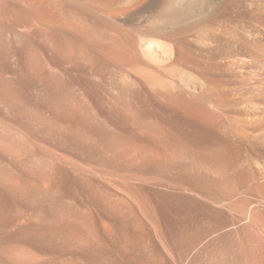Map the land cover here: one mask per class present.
Instances as JSON below:
<instances>
[{"label":"bare ground","instance_id":"1","mask_svg":"<svg viewBox=\"0 0 264 264\" xmlns=\"http://www.w3.org/2000/svg\"><path fill=\"white\" fill-rule=\"evenodd\" d=\"M220 1L0 0V264H191L235 218L216 264H264V215L220 210L231 128L264 163V0L228 40Z\"/></svg>","mask_w":264,"mask_h":264},{"label":"rangeland","instance_id":"2","mask_svg":"<svg viewBox=\"0 0 264 264\" xmlns=\"http://www.w3.org/2000/svg\"><path fill=\"white\" fill-rule=\"evenodd\" d=\"M256 1L257 0H222V1H220L219 2V4L218 5H215V6H213V9H212V5H206L207 6V11L209 12H207L208 13V26H209V30L211 29V28H213V29H219L220 30V28L223 30L224 28V32H226V39L228 38V39H233V38H235V37H239V35L241 34V32L242 33H246V30L249 28V30L252 28V27H254V25H255V27L256 26H259V24H258V21H256V19H255V16L253 15V14H255L256 13V11H255V6H254V4L256 3ZM249 4V5H248ZM217 6V7H216ZM254 6V7H253ZM214 7H215V9H214ZM209 10H212L211 12L209 11ZM254 10V11H253ZM213 12V13H212ZM250 14H252V16H254V17H251L250 18ZM238 18V19H237ZM254 18V19H253ZM245 19V20H244ZM250 19V20H249ZM252 19L254 20V21H252ZM230 20V21H229ZM247 20V21H246ZM251 22H253V23H255V24H253V23H251ZM234 23V24H233ZM257 23V24H256ZM229 24V25H228ZM252 24V25H251ZM213 27H212V26ZM217 25H218V27H217ZM252 26V27H251ZM217 27V28H216ZM224 27V28H223ZM229 27V28H228ZM233 27V28H232ZM237 27L239 28V29H237ZM246 27V28H245ZM248 31V30H247ZM212 30H211V32L209 31V35H211L212 34ZM229 32V33H228ZM237 32V33H236ZM233 33V34H232ZM229 34V35H228ZM227 39V40H228ZM233 128H235L234 127V125H231ZM234 131H235V129H233ZM231 136L233 137H231V141H235V142H237V143H241L240 145H242L243 146V148L242 149H240L239 151H235V150H232V149H230V151H228V149L225 151V153H224V155H225V162H226V164H227V166H228V164H229V168L231 169L232 167L234 168L235 166V170H236V173L237 174H239V175H241L240 177L242 178V179H244V181H245V179H247V173L250 175V177L249 178H251L252 180L250 181V179L247 181V183L246 182H242V183H240V185H239V189H238V193H237V191H236V194L235 193H233V194H231V193H228V194H224V196H225V198H224V196L222 195V198H221V200H222V204H226V205H231V207H233L234 206V208L233 209H228V208H220V210L222 211V213L224 214V215H226V216H230V215H233V213H234V215L235 216H237V215H239V213H241L240 215H244V214H246V215H251V216H258V214L259 215H264V177H262V175L264 176V171H262V170H264V163H262L263 161H261V159H260V157L258 156V155H256L254 152H252V150H251V147H250V149L248 148L250 145H247V144H250V143H248V142H245V141H242L237 135L235 136V135H233V134H236V133H233V131H232V128H231ZM236 138H235V137ZM215 137V138H214ZM228 137V138H227ZM211 139V140H210ZM214 139V140H213ZM220 139H221V141H220ZM222 140L224 141V140H226V141H228V140H230V137L229 136H226V137H224V138H221L220 136H212V138L210 137L209 138V142H210V144H209V146L210 147H208V151H207V153L208 154H210L211 156H213L214 154H215V152H213L216 148H218V146H219V144H217V143H220V142H222ZM244 144V145H243ZM245 145H247L246 147L247 148H245ZM211 148V149H210ZM213 148H215V149H213ZM209 149H210V151H209ZM212 149H213V151H212ZM246 149V150H245ZM211 152V153H210ZM228 152V153H227ZM239 152H240V154H239ZM242 152V153H241ZM214 153V154H213ZM217 153V152H216ZM234 153H235V155H234ZM213 154V155H212ZM231 156H235L234 158H235V160H234V158L233 157H231ZM240 156V157H239ZM244 156V157H243ZM231 157V158H230ZM237 158V159H236ZM253 159H255V160H253ZM234 161V164H231V163H233V162H231V161ZM238 162V163H237ZM249 163V164H247V163ZM236 163V164H235ZM235 165V166H234ZM245 166H249V168L247 169V173H245V170L243 169ZM238 168H239V171H238ZM242 169V170H241ZM253 169L255 170V171H253ZM242 172H241V171ZM251 170H252V172H251ZM255 172V173H254ZM258 172V173H257ZM245 173V175H244V177L242 176V174H244ZM251 173L254 175H251ZM260 173V174H259ZM261 176V177H258V176ZM263 178V179H262ZM258 179V180H257ZM262 179V180H261ZM257 180V181H256ZM250 182V183H249ZM245 183V184H244ZM261 183V184H260ZM248 184V185H247ZM256 184V185H255ZM259 184V185H258ZM243 185V186H242ZM246 185V186H245ZM260 185H261V187H260ZM240 186H242V188L240 187ZM256 186H258L260 189H262L261 191H262V193H260V195L262 194V196L261 197H259V193H257L258 192V187H257V192H256ZM244 188V189H243ZM251 190V191H250ZM240 191H243V193H239ZM248 191V192H247ZM246 192V193H245ZM252 192V194H250ZM254 192V193H253ZM231 194V195H230ZM249 194V195H248ZM230 195V196H229ZM236 195V196H235ZM244 195V196H243ZM257 195H258V197H257ZM228 196V197H227ZM246 197V198H245ZM245 198V199H244ZM250 198V199H249ZM224 199H226V200H224ZM243 199H244V201H243ZM227 200H229V201H227ZM239 200L241 201V202H239ZM208 201V203H209V201L210 200H207ZM227 201V202H226ZM245 202H246V204H245ZM251 202V203H250ZM211 203V202H210ZM239 203H243L242 205H244V207H245V210H247L248 209V211H246L245 212V210L243 211H239V209H238V211L237 212H235L236 210V208H237V205L239 204ZM224 204V205H225ZM247 204H249V205H247ZM236 205V206H235ZM238 206H240V204L238 205ZM248 206V207H247ZM261 206V207H260ZM236 207V208H235ZM255 207V209H253ZM252 208V209H251ZM250 210V211H249ZM254 210V211H253ZM263 210V211H262ZM262 211V212H261ZM245 212V213H244ZM237 215H236V214ZM244 213V214H243ZM262 213V214H261ZM240 219V220H239ZM235 221H233L234 222V224L233 223H231V225L229 226L228 225V227L227 226H223V227H219V228H217V230H215V233L214 232H208V233H206L205 235H195L196 237H194V244L192 243V246H191V249H190V251H189V254H190V257L188 256L187 257V259H189V261L191 260V264H216V263H224V259H223V257L225 258V256H224V254H225V251H218L217 252V249H216V245H218L219 244V238L222 236V234L227 230V228H230V227H232V228H238L239 227V229H242V228H247V227H249V228H251V227H253V224L252 223H250V222H248V221H245L244 219H242V218H235L234 219ZM248 222V223H247ZM233 224V225H232ZM226 229V230H225ZM224 230V231H223ZM218 232V233H217ZM210 233V234H209ZM217 233V234H216ZM215 234V235H214ZM148 238H149V236H147ZM147 237L144 235L143 236V238H145V239H147ZM142 238V239H143ZM196 238V239H195ZM201 238V239H200ZM196 240V241H195ZM216 240V241H215ZM142 242V243H141ZM141 242H138V244H137V246H140V244H143V240L141 241ZM216 242V243H215ZM140 243V244H139ZM153 242H151V246H150V244H149V246H147L146 248L147 249H144L145 248V245L143 246V245H141V247H137V249H139V251L141 250L142 252H144L143 253V255L144 256H157L158 257V255H159V253L157 254V255H155L157 252H159L157 249H159L158 248V246H157V244L155 245V244H152ZM212 244V245H211ZM220 244H222V243H220ZM156 246V247H155ZM148 247H150L149 249H148ZM157 248V249H156ZM153 249V250H152ZM214 249H216V250H214ZM146 252H145V251ZM215 251V252H214ZM221 252V253H220ZM152 253V254H151ZM223 253V254H222ZM149 254V255H148ZM177 255V254H176ZM216 255H217V257H216ZM222 255V256H221ZM131 256H133V255H131ZM131 256H129V258L128 259H126V260H130V261H132V262H134V260L136 261V260H138V257H136L135 255V257H131ZM146 256V257H147ZM205 256V257H204ZM207 256H208V258H207ZM216 257V258H215ZM204 259V260H203ZM206 259V260H205ZM220 259V260H219ZM208 260H210V261H208ZM212 260V261H211ZM215 260V261H214ZM223 260V261H222ZM188 261V260H187ZM205 261V262H204ZM217 261V262H216Z\"/></svg>","mask_w":264,"mask_h":264}]
</instances>
